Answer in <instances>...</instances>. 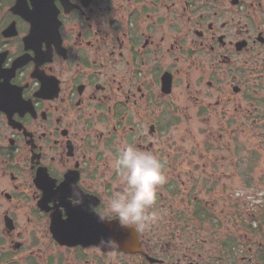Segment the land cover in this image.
Instances as JSON below:
<instances>
[{
  "label": "flooded vegetation",
  "instance_id": "obj_1",
  "mask_svg": "<svg viewBox=\"0 0 264 264\" xmlns=\"http://www.w3.org/2000/svg\"><path fill=\"white\" fill-rule=\"evenodd\" d=\"M124 145L166 176L132 252L100 243ZM256 146L264 0H0V264H264V201L222 224Z\"/></svg>",
  "mask_w": 264,
  "mask_h": 264
},
{
  "label": "clouds",
  "instance_id": "obj_2",
  "mask_svg": "<svg viewBox=\"0 0 264 264\" xmlns=\"http://www.w3.org/2000/svg\"><path fill=\"white\" fill-rule=\"evenodd\" d=\"M120 183L124 186L117 190L107 202V215L114 216L122 229L143 230L155 223L157 216L150 209L156 203L157 189L166 182L163 165L156 155L143 151L134 145H124L114 161ZM80 203L79 191L74 189ZM105 216H100L101 222ZM101 245L113 246L115 241L101 240Z\"/></svg>",
  "mask_w": 264,
  "mask_h": 264
},
{
  "label": "rangeland",
  "instance_id": "obj_3",
  "mask_svg": "<svg viewBox=\"0 0 264 264\" xmlns=\"http://www.w3.org/2000/svg\"><path fill=\"white\" fill-rule=\"evenodd\" d=\"M241 160L243 164H247L248 156L245 154V151L240 152ZM251 159L254 161V172L250 178L240 177L238 180V187L237 193H247L250 195L254 201V203H258L260 201H264V146H256V151L254 155L250 156ZM250 188V189H249ZM237 195V194H236ZM239 223L235 220L236 218L233 215H230V209L227 206H224V217L222 216V224H223V232L225 234H239L240 238L245 237L247 234H251L249 228L242 223L243 218H247L249 204H246L243 201V198L246 197L245 195L239 196ZM252 206H256L251 204ZM246 206V208H245ZM251 207V206H250ZM263 219V216H261ZM238 220V221H239ZM253 225L255 222L252 223ZM246 234V235H245ZM245 249H241V254L245 253Z\"/></svg>",
  "mask_w": 264,
  "mask_h": 264
},
{
  "label": "water",
  "instance_id": "obj_4",
  "mask_svg": "<svg viewBox=\"0 0 264 264\" xmlns=\"http://www.w3.org/2000/svg\"><path fill=\"white\" fill-rule=\"evenodd\" d=\"M113 226V225H112ZM113 227L112 230V240L116 242V247L118 250L132 252L133 245L135 242V232L130 229L118 228V226ZM115 236H118L117 239ZM122 236V237H121Z\"/></svg>",
  "mask_w": 264,
  "mask_h": 264
},
{
  "label": "built area",
  "instance_id": "obj_5",
  "mask_svg": "<svg viewBox=\"0 0 264 264\" xmlns=\"http://www.w3.org/2000/svg\"><path fill=\"white\" fill-rule=\"evenodd\" d=\"M247 193H248V192H247ZM247 193H241V194H239V195H245L246 197H244V198H245V200H246L247 202L250 203V205H251V204L258 205V204H260V203L262 202V201H260V202H258V203H254L252 197H251L250 195H248ZM262 200H264V199H262Z\"/></svg>",
  "mask_w": 264,
  "mask_h": 264
}]
</instances>
